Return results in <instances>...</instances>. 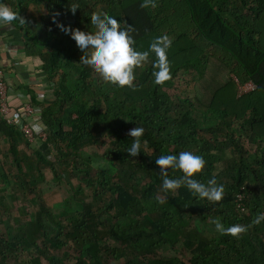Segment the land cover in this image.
<instances>
[{"label":"trees","instance_id":"obj_1","mask_svg":"<svg viewBox=\"0 0 264 264\" xmlns=\"http://www.w3.org/2000/svg\"><path fill=\"white\" fill-rule=\"evenodd\" d=\"M140 2L0 0L17 13L22 52L38 59L50 91L27 89L44 138L29 141L0 114V264H264V219L255 222L264 213V0ZM93 12L131 25L140 51L166 35L170 78L155 82L151 52L134 89L84 65L58 25L94 31ZM136 126L141 152L131 157ZM181 151L203 157L193 178L215 177L220 202L162 187L155 160ZM47 172L70 185L57 207L40 191ZM214 220L245 230L224 235Z\"/></svg>","mask_w":264,"mask_h":264},{"label":"clouds","instance_id":"obj_2","mask_svg":"<svg viewBox=\"0 0 264 264\" xmlns=\"http://www.w3.org/2000/svg\"><path fill=\"white\" fill-rule=\"evenodd\" d=\"M153 0H141L140 7L146 8ZM154 6V5H153ZM75 10V8H72ZM91 27L94 31L84 32L79 29H71L58 25L65 33L70 34L78 49L83 53L80 61L89 66L100 75L103 81L117 86H127L134 89V69L142 65L149 53L156 57L154 80L160 84L170 78L169 61L167 51L171 46V40L166 36L153 38L148 50L140 51L134 47L135 41L131 33L134 31L131 25L127 28L114 17L107 14H91ZM17 19V13L6 5L0 4V25L10 26ZM142 127H134L129 130L128 136L133 137L131 146L126 152L131 157L140 153L143 135ZM159 171L163 176L162 187L165 190L175 191L183 184L195 197L206 199L209 202H220L224 196L223 186L217 185L215 177L209 179L207 184L193 178L204 167V159L200 155L190 151H181L179 154L161 155L155 160ZM170 169H179L183 175L179 179H169ZM264 219V213L256 218V223ZM215 229L224 235L237 236L245 229L239 225L227 228L219 220L213 221Z\"/></svg>","mask_w":264,"mask_h":264},{"label":"crops","instance_id":"obj_3","mask_svg":"<svg viewBox=\"0 0 264 264\" xmlns=\"http://www.w3.org/2000/svg\"><path fill=\"white\" fill-rule=\"evenodd\" d=\"M21 45L20 32L12 24L0 25V65L9 68L3 73L11 88L6 101L12 109L27 100L28 88H33L36 95L47 96L48 91L45 79L38 70V59L25 56Z\"/></svg>","mask_w":264,"mask_h":264},{"label":"built area","instance_id":"obj_4","mask_svg":"<svg viewBox=\"0 0 264 264\" xmlns=\"http://www.w3.org/2000/svg\"><path fill=\"white\" fill-rule=\"evenodd\" d=\"M252 87V84L248 82L240 85L239 90L242 92ZM10 89V85L6 83L4 73L0 71V114L2 117L7 123L17 125L29 141H33L35 134L44 138L45 133L43 127L37 122L40 107L26 100L12 109L6 101L7 93Z\"/></svg>","mask_w":264,"mask_h":264},{"label":"rangeland","instance_id":"obj_5","mask_svg":"<svg viewBox=\"0 0 264 264\" xmlns=\"http://www.w3.org/2000/svg\"><path fill=\"white\" fill-rule=\"evenodd\" d=\"M48 92V91H47ZM50 93V91L47 93V95ZM90 150H92L90 148ZM95 165L98 167H105L106 162L104 160H99L95 162ZM48 175H45V180L43 183H41L40 191H42V194L44 197L47 198L49 203H52L57 207L59 204H61L63 199L68 195L70 192V185L66 182V180L60 179V180H54L50 177L49 173ZM212 226L209 227L210 230H212Z\"/></svg>","mask_w":264,"mask_h":264}]
</instances>
